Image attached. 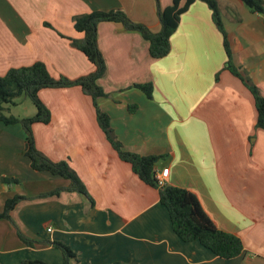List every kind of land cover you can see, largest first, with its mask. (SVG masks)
I'll return each mask as SVG.
<instances>
[{
  "label": "crops",
  "instance_id": "obj_1",
  "mask_svg": "<svg viewBox=\"0 0 264 264\" xmlns=\"http://www.w3.org/2000/svg\"><path fill=\"white\" fill-rule=\"evenodd\" d=\"M172 1L159 4L166 8ZM215 1L233 65L264 97V15L241 0ZM112 10L160 30L153 0H0V76L35 62L53 77L90 73L92 64L70 45L83 37L72 19ZM97 44L106 65L98 82L106 97L97 106L109 116L115 138L132 153L161 156L155 170L169 169L167 185L193 192L218 229L240 239L243 251L223 259L198 242L181 241L158 191L117 157L92 100L71 87L38 93L51 119L33 125L32 135L50 161L68 163L89 198L66 191L38 198L69 182L32 170L22 127L0 123V212L8 198H30L11 211L15 226L0 220V264H63L56 248L23 245L16 227L33 240L70 247L76 254L70 264H264V130L255 128L250 91L227 69L223 37L207 5L196 1L180 16L161 59L149 56L140 34L112 22L98 24ZM142 84L152 85L151 99L135 87Z\"/></svg>",
  "mask_w": 264,
  "mask_h": 264
},
{
  "label": "trees",
  "instance_id": "obj_2",
  "mask_svg": "<svg viewBox=\"0 0 264 264\" xmlns=\"http://www.w3.org/2000/svg\"><path fill=\"white\" fill-rule=\"evenodd\" d=\"M156 7V15L160 30L152 32L147 26L133 22L123 11L112 10L108 12L94 11L73 17V28L83 35L81 40L70 39V45L84 54L92 64L93 70L81 77L68 79L66 77H53L46 66L41 62H35L30 66L11 68L4 76H0V123L9 125H20L26 134L24 155L29 160L30 168L36 172H47L52 176L61 177L69 182V185L51 193L39 195L38 198H45L55 195L60 191L78 193L88 197L86 189L77 175L71 170L65 161L52 162L42 154L35 146L32 135V126L35 124H48L51 115L46 106L40 101L38 93L43 89H58L79 87L84 95L88 96L95 108L97 124L104 134L107 142L115 151L117 157L130 165L132 172L145 185L155 188L158 191L159 202L166 209L172 231L183 242H198L201 246L223 259L238 257L243 251L240 239L230 233L218 229L214 221L204 212L196 195L186 189L166 186L157 187L154 178L156 162L161 156H140L127 151L115 138L110 127L109 116L97 106V100L106 97L99 85V80L104 76L106 65L97 44V26L102 22L120 24L125 31L135 32L148 42L149 56L153 59H161L170 52V37L178 27L180 16L196 1L203 2L211 11L212 21L223 37V46L227 56V69L234 76L238 77L250 91L256 110V127L264 130V97L259 90L249 81L244 79L238 68L231 59L227 34L223 28L222 20L215 0H173L166 8H161L159 0H153ZM246 8L257 14L264 15L263 0H241ZM147 99L152 98L153 88L151 84L135 85ZM21 97L30 99L35 108V114L31 117L17 118L11 115H4L3 105H15V100ZM136 106L130 107V112ZM4 184H17L18 181L12 178H3ZM89 198V197H88ZM24 196H13L5 200L3 209L0 212V220H6L15 226L10 217L11 211L24 200ZM19 240L29 248L37 245H49L60 250L63 264H70L76 260V254L70 247L59 241H36L25 236L18 228ZM20 264H46L42 261H23ZM124 264V263H113Z\"/></svg>",
  "mask_w": 264,
  "mask_h": 264
},
{
  "label": "rangeland",
  "instance_id": "obj_3",
  "mask_svg": "<svg viewBox=\"0 0 264 264\" xmlns=\"http://www.w3.org/2000/svg\"><path fill=\"white\" fill-rule=\"evenodd\" d=\"M15 101H16V104L13 106L3 105L6 108V111H3L4 115H6V116L11 115V116L20 117V118H26L28 116L30 117V116L34 115L35 108L32 105L29 98L21 97ZM255 128H257L256 124H255ZM260 130H262V129H260Z\"/></svg>",
  "mask_w": 264,
  "mask_h": 264
},
{
  "label": "built area",
  "instance_id": "obj_4",
  "mask_svg": "<svg viewBox=\"0 0 264 264\" xmlns=\"http://www.w3.org/2000/svg\"><path fill=\"white\" fill-rule=\"evenodd\" d=\"M168 173H169V169L165 168V169H161V170H154V178L156 181V185L157 187H166L168 186Z\"/></svg>",
  "mask_w": 264,
  "mask_h": 264
}]
</instances>
